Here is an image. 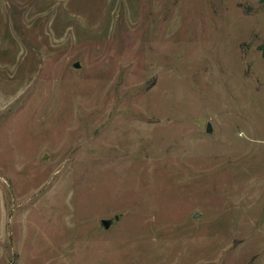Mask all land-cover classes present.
<instances>
[{"label":"rangeland","instance_id":"rangeland-1","mask_svg":"<svg viewBox=\"0 0 264 264\" xmlns=\"http://www.w3.org/2000/svg\"><path fill=\"white\" fill-rule=\"evenodd\" d=\"M0 264H264V0H0Z\"/></svg>","mask_w":264,"mask_h":264},{"label":"water","instance_id":"water-1","mask_svg":"<svg viewBox=\"0 0 264 264\" xmlns=\"http://www.w3.org/2000/svg\"><path fill=\"white\" fill-rule=\"evenodd\" d=\"M79 66H80L79 63L73 64L74 68H79ZM210 131H211V127H210V123H208L207 126H206V132L209 133ZM45 157H46V155H45ZM118 218L119 217H116L115 220H118ZM111 223H112V220H102L101 221V224H102V226L104 227L105 230H107L109 228Z\"/></svg>","mask_w":264,"mask_h":264},{"label":"bare ground","instance_id":"bare-ground-1","mask_svg":"<svg viewBox=\"0 0 264 264\" xmlns=\"http://www.w3.org/2000/svg\"><path fill=\"white\" fill-rule=\"evenodd\" d=\"M14 205V204H13Z\"/></svg>","mask_w":264,"mask_h":264}]
</instances>
